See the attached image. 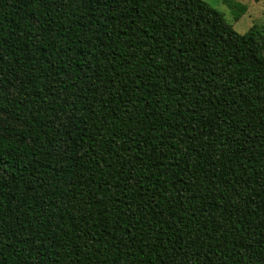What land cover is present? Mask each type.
<instances>
[{
    "label": "trees",
    "instance_id": "1",
    "mask_svg": "<svg viewBox=\"0 0 264 264\" xmlns=\"http://www.w3.org/2000/svg\"><path fill=\"white\" fill-rule=\"evenodd\" d=\"M0 264H264V29L0 0Z\"/></svg>",
    "mask_w": 264,
    "mask_h": 264
},
{
    "label": "rangeland",
    "instance_id": "2",
    "mask_svg": "<svg viewBox=\"0 0 264 264\" xmlns=\"http://www.w3.org/2000/svg\"><path fill=\"white\" fill-rule=\"evenodd\" d=\"M215 8L223 20L236 32L242 33L251 25L264 29V0H204ZM243 5V11L233 7ZM236 17V18H235Z\"/></svg>",
    "mask_w": 264,
    "mask_h": 264
}]
</instances>
